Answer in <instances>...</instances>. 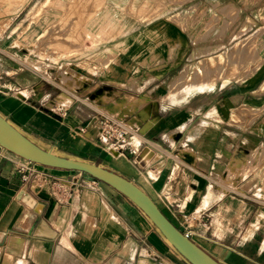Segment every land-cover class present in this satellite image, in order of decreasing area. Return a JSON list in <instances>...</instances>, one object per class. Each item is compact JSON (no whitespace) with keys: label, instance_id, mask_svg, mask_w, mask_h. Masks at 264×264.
<instances>
[{"label":"crops","instance_id":"obj_1","mask_svg":"<svg viewBox=\"0 0 264 264\" xmlns=\"http://www.w3.org/2000/svg\"><path fill=\"white\" fill-rule=\"evenodd\" d=\"M129 5V15L137 17L130 30L162 33L163 43L145 47L143 59H115L104 75L70 73L82 85L61 91L55 110L0 90V111L35 139L133 180L168 218L166 210L180 223L192 216L194 241L223 264H264V168L227 182L235 156L244 157L236 173L243 172L249 168L245 158L264 148V73L247 85L246 77L222 78L172 92L188 65L195 68L197 60L229 51L234 33L264 28V0ZM259 38L264 59V34ZM2 58L0 75L17 71L14 89L35 95L43 77L15 70L14 59ZM61 95L70 103L59 106ZM122 102L134 114L127 129L141 152L137 162L97 142L100 114L127 124L128 116L113 115L120 114L115 109ZM87 176L43 167L0 147V264H177L172 249L128 199ZM57 181L75 183L78 192L64 196Z\"/></svg>","mask_w":264,"mask_h":264},{"label":"rangeland","instance_id":"obj_2","mask_svg":"<svg viewBox=\"0 0 264 264\" xmlns=\"http://www.w3.org/2000/svg\"><path fill=\"white\" fill-rule=\"evenodd\" d=\"M129 3L130 0H0V59L5 57V63L8 59H14L15 62L11 61L15 70L20 67L27 68L43 77L38 80L36 94L31 95L27 91L14 89L20 80L17 71L5 72L0 75V90L14 95L17 92L23 93L29 102H44L46 107L55 110L56 98L61 91L77 90L82 85L69 75L70 73L80 76L83 73L92 75L101 71L104 75L103 73H107L113 66L115 59H143L141 57L145 55V47L148 46L151 50L157 43H163L160 38L162 33L132 32L130 28L137 21V17L129 15V11L134 12L129 10ZM258 32L239 31L238 37L234 33L233 48L224 54L226 50L197 60L199 63H196L195 68L188 65L186 69L193 72L192 76L199 72L208 76V66L217 63L222 74L233 68L237 71V76H231L229 79L245 75L244 77L249 79L244 81L246 85L253 83L257 75L264 73V59L260 58L258 45L264 28ZM31 61L43 62L45 68L38 70ZM86 63L90 64L89 72L87 66L86 69L82 67ZM193 63L192 61L189 64ZM181 77L182 75L173 82L176 86L186 80ZM70 101L61 95L59 106L67 105ZM103 109L110 111L105 106ZM113 115L121 118L128 116V122L134 116L129 113ZM111 117L117 120L114 116ZM117 121L126 127L129 125L128 122L126 124L125 121ZM260 151L261 155L255 151L245 158V166L249 168L240 172L234 181L259 167L264 168V148ZM99 160L100 158H96V161ZM232 160L239 170L244 157L235 156ZM262 190L264 192V184ZM259 194L264 196L262 192ZM166 212L179 228L183 229L189 225L196 230V222L192 221V216L191 220L185 218L183 223H180L168 210ZM170 254L174 263L185 264L173 250Z\"/></svg>","mask_w":264,"mask_h":264},{"label":"water","instance_id":"obj_3","mask_svg":"<svg viewBox=\"0 0 264 264\" xmlns=\"http://www.w3.org/2000/svg\"><path fill=\"white\" fill-rule=\"evenodd\" d=\"M16 97L25 101L20 92ZM51 113V110L45 108ZM53 117L59 118L53 114ZM0 147L37 165L76 171L101 182L128 199L154 227L165 243L185 264H223L187 237L161 210L151 196L133 180L89 159L59 150L35 139L0 111ZM115 155L118 153L114 152Z\"/></svg>","mask_w":264,"mask_h":264},{"label":"built area","instance_id":"obj_4","mask_svg":"<svg viewBox=\"0 0 264 264\" xmlns=\"http://www.w3.org/2000/svg\"><path fill=\"white\" fill-rule=\"evenodd\" d=\"M95 124L98 127L97 142L103 147L104 151L108 153L116 152L118 154L129 153L132 157H134L135 162L139 160L141 152L134 144V138L127 127L106 114H100L97 116L95 119ZM91 181L92 184L99 183L93 178H91ZM55 184L57 185V191L64 196L72 197L78 192V189L75 188V183L68 185L66 183L57 181ZM179 229L187 237L194 241V237L197 235L195 229L190 228L189 225L185 226L183 229Z\"/></svg>","mask_w":264,"mask_h":264},{"label":"bare ground","instance_id":"obj_5","mask_svg":"<svg viewBox=\"0 0 264 264\" xmlns=\"http://www.w3.org/2000/svg\"><path fill=\"white\" fill-rule=\"evenodd\" d=\"M16 2V1H15ZM22 3V2H21ZM7 23V22H6ZM5 23V24H6ZM221 35V34H220ZM33 51V49H31ZM29 59V58H28ZM25 61V60H24ZM32 65L37 68L38 70H41L44 67V63L43 62H34V61H31ZM217 64V63H216ZM216 64H211L210 66H208L209 70V75L207 76L206 74H203V73H200L195 75V76H192L193 74H191L190 70L187 68L186 70L183 71V73L181 74L182 77L181 79H186L184 82H182L181 84L177 85L174 83L173 86L175 87V90L173 89L172 92H174V94H179V93H182L184 92L185 90L187 89H190V88H193V87H197V86H206V85H209V84H213L215 83L217 80L219 79H222V78H229L231 76H237V71H234V68L231 70V71H228L227 72H224L223 74L220 73V67L217 66ZM235 66V65H234ZM222 67V66H221ZM33 68V69H35ZM229 68V67H228ZM254 68V67H253ZM219 69V70H218ZM222 69V68H221ZM254 69H257L254 68ZM253 69V70H254ZM36 70V69H35ZM236 70V69H235ZM207 72V73H208ZM245 76V75H244ZM242 76V78L244 77ZM67 79V78H66ZM63 80V79H62ZM66 81V80H65ZM63 85V84H62ZM66 86V85H65ZM23 96H25L23 93H21ZM26 94V93H25ZM173 96V94H172ZM26 97V96H25ZM97 100H103L102 97H97ZM163 100V99H162ZM166 100V99H165ZM126 103L122 102V104H119L116 106V111H119L120 114L123 113H127L129 112L127 110V108L125 107ZM122 116V115H121ZM123 117V116H122ZM137 117H135L134 119H136ZM129 125H132L133 123L131 122V120L128 122ZM130 128V127H129ZM151 154V153H150ZM149 152H147V154L145 153L146 155V158L149 157ZM235 163V162H234ZM239 164V163H238ZM247 164V163H246ZM241 167V166H240ZM229 178L227 180V182L229 183L230 181L232 180H235L236 177H238L237 175L239 174L240 175V172L236 173L235 171H237V166L236 164H233V162L230 163L229 165ZM226 180V179H225ZM231 185V184H230Z\"/></svg>","mask_w":264,"mask_h":264}]
</instances>
